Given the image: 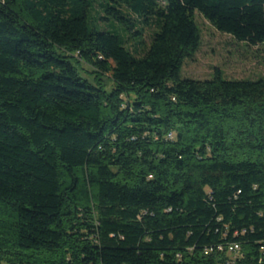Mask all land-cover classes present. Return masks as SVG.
Segmentation results:
<instances>
[{"label": "trees", "instance_id": "obj_1", "mask_svg": "<svg viewBox=\"0 0 264 264\" xmlns=\"http://www.w3.org/2000/svg\"><path fill=\"white\" fill-rule=\"evenodd\" d=\"M198 15L264 46V0H0V264H264V77L183 79Z\"/></svg>", "mask_w": 264, "mask_h": 264}, {"label": "rangeland", "instance_id": "obj_2", "mask_svg": "<svg viewBox=\"0 0 264 264\" xmlns=\"http://www.w3.org/2000/svg\"><path fill=\"white\" fill-rule=\"evenodd\" d=\"M202 32V43L194 58L187 60L181 77L194 80L211 79L219 70L224 78L233 80H257L264 77V46L249 48L234 41L230 36L217 32L204 18L197 16ZM152 31H148L147 42L150 43ZM78 68L88 77H93V69L79 62ZM107 89L112 88L111 75L102 77Z\"/></svg>", "mask_w": 264, "mask_h": 264}, {"label": "built area", "instance_id": "obj_3", "mask_svg": "<svg viewBox=\"0 0 264 264\" xmlns=\"http://www.w3.org/2000/svg\"><path fill=\"white\" fill-rule=\"evenodd\" d=\"M226 248H228V252L234 257V256H237L240 252V246L237 245V244H232V245H229L228 247H225V246H222V245H219L217 246L216 248H210L208 250H206V254H211L213 252H224L226 250Z\"/></svg>", "mask_w": 264, "mask_h": 264}]
</instances>
